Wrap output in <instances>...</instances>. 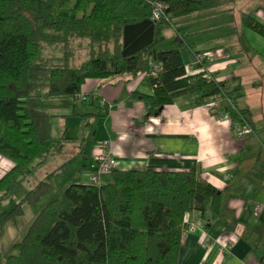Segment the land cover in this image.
Instances as JSON below:
<instances>
[{
	"label": "trees",
	"instance_id": "1",
	"mask_svg": "<svg viewBox=\"0 0 264 264\" xmlns=\"http://www.w3.org/2000/svg\"><path fill=\"white\" fill-rule=\"evenodd\" d=\"M165 7L167 21L155 24L154 42L122 57L123 28L150 20L152 4ZM232 0H0V156L12 168L0 178V198L12 185L23 199L0 213L5 222L49 191L46 181L30 184L32 170L62 150L54 132L62 117L58 102H79L87 80L100 85L120 76L146 79L151 96L135 95L146 117L177 99L222 93V85L201 72L187 75L183 44L171 21L227 7ZM242 23L264 38V25L242 14ZM169 42L170 49L160 46ZM161 66L155 77L151 65ZM93 117L104 116L99 98L88 96ZM53 101H57L55 104ZM103 110V111H102ZM247 122L244 111L228 110ZM64 117V116H63ZM67 140V139H66ZM218 191L198 169L178 172L115 170L100 186L71 184L47 203L5 264H176L186 217L216 213Z\"/></svg>",
	"mask_w": 264,
	"mask_h": 264
},
{
	"label": "crops",
	"instance_id": "2",
	"mask_svg": "<svg viewBox=\"0 0 264 264\" xmlns=\"http://www.w3.org/2000/svg\"><path fill=\"white\" fill-rule=\"evenodd\" d=\"M235 1L186 16L184 24L171 23V30L163 31L181 39L185 68L193 65L195 54L207 57V72L222 85V98L229 99L237 112L246 113L251 135L238 138L228 122L210 113L213 96L188 95L146 117L143 102L134 98L152 95L142 76L124 75L102 85L94 79L85 82L81 94L88 98L94 93L107 108L104 116L93 117L88 101L81 107L64 99L56 110L64 117L54 127L65 138L55 143L63 146L56 155L63 165L56 170L63 173L79 160L58 193L71 184H88L93 156L105 140L119 170L198 169L218 191L216 213L186 217L176 264H264V38L241 21L246 14L264 25V0ZM78 143L84 148L66 152ZM11 168L0 156V178ZM256 205L259 214L254 212Z\"/></svg>",
	"mask_w": 264,
	"mask_h": 264
},
{
	"label": "rangeland",
	"instance_id": "3",
	"mask_svg": "<svg viewBox=\"0 0 264 264\" xmlns=\"http://www.w3.org/2000/svg\"><path fill=\"white\" fill-rule=\"evenodd\" d=\"M235 3L236 1L233 0ZM184 24L185 17L180 19H173L171 21L172 25L176 27L178 23ZM178 27L177 29H180ZM170 30V29H169ZM183 33L185 32V27H183ZM161 50L170 49L169 42L162 44L160 46ZM182 55H185V49L183 48ZM55 104H58L57 101H53ZM79 101L78 106L82 107V104ZM58 118L54 119V122H58ZM96 120V119H95ZM54 132L57 137L62 136V131L58 129V127H54ZM88 139L87 144H90V138L88 131L87 133ZM72 145V144H71ZM70 145V146H71ZM82 143H78L75 146L68 147L66 152H73V150L81 148ZM84 148V146H82ZM66 157V156H65ZM58 157L53 156L49 157L47 162L44 165H40L32 170L30 177V184L34 187L35 184H38L42 181H46L50 185L49 191L39 200L38 203L33 205H24L22 207V213L17 215L13 220H9L4 223L2 227V236L0 238V264H5V259L9 255L15 253V244L18 243L22 238L32 223L38 212L45 206L47 203L54 199H58L61 197L62 193H58L63 183L67 181L70 177L73 176V173L76 169V161L74 160L73 165L71 167L67 166V171L61 172L56 170V167H60L63 164H59L57 161ZM69 167V168H68ZM70 176V177H69ZM24 197V191L18 186L12 185L10 188V192L0 198V213L8 212L11 210L18 202H20Z\"/></svg>",
	"mask_w": 264,
	"mask_h": 264
},
{
	"label": "built area",
	"instance_id": "4",
	"mask_svg": "<svg viewBox=\"0 0 264 264\" xmlns=\"http://www.w3.org/2000/svg\"><path fill=\"white\" fill-rule=\"evenodd\" d=\"M165 7L160 3L152 4V13L150 21L154 24L160 21H167V17L164 13ZM207 61V57L201 54L194 55V63L191 66L185 68V72L187 75H195L201 72L206 73V77L210 80H213L210 74L207 72L205 68V62ZM161 70V66L157 64L151 65L150 75L155 77L157 73ZM214 100L210 105V113L218 117L220 121L228 122L233 130L236 132L238 138H243L249 136L253 133L251 127L247 124V122L243 121V123L238 121H232L229 115L228 110H235L232 102L227 98H222V95L213 96ZM89 98L86 96H82L79 98L80 102H86ZM222 101L226 103V105H222ZM99 107L105 109V105L103 102L99 103ZM118 169V162L112 154L111 144L108 140L102 141L99 143L96 152L93 156V165L88 171V184L93 186H100L103 183V177L109 175L111 172ZM255 214H259L260 207L258 205L254 208Z\"/></svg>",
	"mask_w": 264,
	"mask_h": 264
},
{
	"label": "water",
	"instance_id": "5",
	"mask_svg": "<svg viewBox=\"0 0 264 264\" xmlns=\"http://www.w3.org/2000/svg\"><path fill=\"white\" fill-rule=\"evenodd\" d=\"M155 24L150 20L128 24L123 28L122 57L133 56L154 42Z\"/></svg>",
	"mask_w": 264,
	"mask_h": 264
}]
</instances>
